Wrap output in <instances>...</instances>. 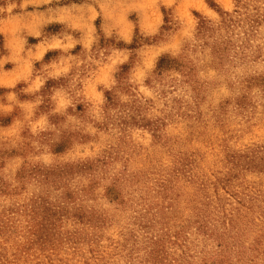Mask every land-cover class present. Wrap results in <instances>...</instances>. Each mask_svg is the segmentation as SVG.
Here are the masks:
<instances>
[{"label": "rangeland", "instance_id": "374dc122", "mask_svg": "<svg viewBox=\"0 0 264 264\" xmlns=\"http://www.w3.org/2000/svg\"><path fill=\"white\" fill-rule=\"evenodd\" d=\"M0 264H264V0H0Z\"/></svg>", "mask_w": 264, "mask_h": 264}, {"label": "trees", "instance_id": "16d2710c", "mask_svg": "<svg viewBox=\"0 0 264 264\" xmlns=\"http://www.w3.org/2000/svg\"><path fill=\"white\" fill-rule=\"evenodd\" d=\"M208 29H210V27H208V24L206 23V22H204L203 24H202V26H201V30L203 31V32H205V31H207ZM166 58H162L161 60H160V63H159V69H162V67L163 66H168L169 64H167L166 63ZM110 101V100H109Z\"/></svg>", "mask_w": 264, "mask_h": 264}]
</instances>
